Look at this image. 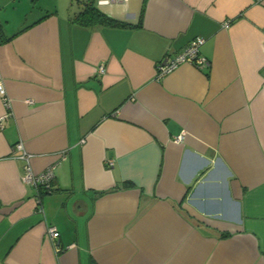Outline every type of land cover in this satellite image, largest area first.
<instances>
[{
  "label": "crops",
  "instance_id": "1",
  "mask_svg": "<svg viewBox=\"0 0 264 264\" xmlns=\"http://www.w3.org/2000/svg\"><path fill=\"white\" fill-rule=\"evenodd\" d=\"M96 7L129 26L0 0V264H264V0ZM197 37L208 67L157 76Z\"/></svg>",
  "mask_w": 264,
  "mask_h": 264
},
{
  "label": "built area",
  "instance_id": "2",
  "mask_svg": "<svg viewBox=\"0 0 264 264\" xmlns=\"http://www.w3.org/2000/svg\"><path fill=\"white\" fill-rule=\"evenodd\" d=\"M112 1H126V0H96V6H101L104 4H108ZM227 22L224 24V27H227ZM205 40L203 38L197 37L191 40L188 45L182 49L180 52L175 54L172 57H166L164 60L157 64L156 73L157 76H162L171 70L175 69L177 66L181 64H189L196 68L202 69L208 67L209 63L207 59L200 55V48L204 44ZM99 74H103L105 72L104 66H99L97 69ZM0 95L3 97V103L8 111L10 109L9 101L4 97L3 87L0 84ZM183 137L178 136L175 138L176 143H180ZM13 151L17 152L18 157L23 159L26 164L24 166V172L22 176L23 183L31 186L35 190V203L37 207V212L39 214H44L43 208L41 207V198L44 195L50 194L53 190L52 182L54 179L53 175V167H49L40 173H35L30 165L31 155H29L22 142H18L15 144ZM109 165H112V162H109ZM47 234L53 244H55L56 240L59 237V232L53 226L47 227ZM56 245V244H55ZM58 249V247H57Z\"/></svg>",
  "mask_w": 264,
  "mask_h": 264
},
{
  "label": "trees",
  "instance_id": "3",
  "mask_svg": "<svg viewBox=\"0 0 264 264\" xmlns=\"http://www.w3.org/2000/svg\"><path fill=\"white\" fill-rule=\"evenodd\" d=\"M81 5V10L72 17V22L82 27H94V26H110V27H123L129 26L128 24L117 22L108 18L95 6V0H77ZM141 16H139V24ZM53 190L51 191V193Z\"/></svg>",
  "mask_w": 264,
  "mask_h": 264
},
{
  "label": "rangeland",
  "instance_id": "4",
  "mask_svg": "<svg viewBox=\"0 0 264 264\" xmlns=\"http://www.w3.org/2000/svg\"><path fill=\"white\" fill-rule=\"evenodd\" d=\"M44 3L48 2V0H43ZM78 4L77 0H69V8H72V11H76L78 9ZM61 6V5H60Z\"/></svg>",
  "mask_w": 264,
  "mask_h": 264
}]
</instances>
